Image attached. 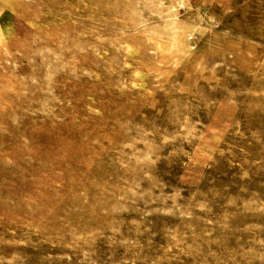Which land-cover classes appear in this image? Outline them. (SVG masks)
Returning <instances> with one entry per match:
<instances>
[{"label": "rangeland", "instance_id": "obj_1", "mask_svg": "<svg viewBox=\"0 0 264 264\" xmlns=\"http://www.w3.org/2000/svg\"><path fill=\"white\" fill-rule=\"evenodd\" d=\"M0 264H264V0H0Z\"/></svg>", "mask_w": 264, "mask_h": 264}]
</instances>
